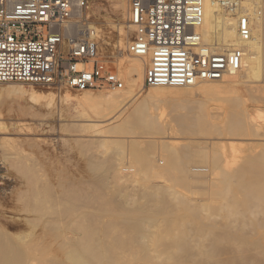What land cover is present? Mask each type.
Segmentation results:
<instances>
[{
  "label": "bare ground",
  "instance_id": "bare-ground-1",
  "mask_svg": "<svg viewBox=\"0 0 264 264\" xmlns=\"http://www.w3.org/2000/svg\"><path fill=\"white\" fill-rule=\"evenodd\" d=\"M249 9L255 20L253 27V37L250 41L246 42V41H242L239 36L238 28H237V20L231 15L225 13L220 7L214 4L212 0H205L204 23L200 29L204 43L208 45L218 44L228 49L234 47H243L246 51V55L243 60L244 66L241 69V71L233 75H230L229 77H227V79L225 78L223 81H219L215 83L213 82L214 84L225 82V80L229 82L230 80V82H233L236 85L237 81H240L241 79H246L245 81L249 80V82L250 81L254 82V80H259V79H263L264 81V0H252L249 5ZM120 10L122 17H126L127 15L126 1L122 3ZM260 11H262L261 13L262 15H259ZM127 27L128 29H126L123 26L118 28L117 41L121 49L127 48L126 45L127 40L130 39L129 30L133 29L131 26H129V24ZM82 28H84L83 25L76 27L73 31V34H78L80 29ZM104 45L105 44H103V46ZM117 49L120 50L119 48ZM118 66L120 73L124 74L120 76L121 77L125 76V81L127 84L126 89L113 90L110 93H104L101 95H95L92 92H83L82 97L80 98L77 97L76 99L73 100L70 99L72 97H70L69 95L64 94V97L66 98L67 101L74 102L77 105L76 107L78 109L87 113L86 117H89L91 120L93 118L106 119L109 116L107 115L108 113L105 114L107 111L111 110L110 112L111 114L113 112L112 110H114V112L115 109L118 111L119 110L118 108L126 104L125 102L127 100H129L128 102H130V100L133 98V100L135 101L136 99L135 97L140 96L139 94L145 88V63L143 62V60L129 55V57L128 56L123 57L118 63ZM245 81H242V83ZM249 82L247 81V83ZM203 84L206 83L198 84L195 87H190V88H201V90H203V92L205 93L208 92L220 93V91L222 90V88H220L219 85H203ZM232 84L230 85L228 84L227 89H232L231 86L234 87V85ZM239 84H241V81ZM239 84H237V86H240ZM166 88H170V87H163V88L155 87L154 89L163 90ZM178 89H184V88H178ZM223 89H226V87H223ZM222 92H226V90H223ZM53 96L54 95H51L52 98ZM259 99L260 97L258 98V100ZM233 100L232 99L229 100L230 102L228 104L230 105V107H232L233 110L236 111H234L235 114L232 113L233 111L230 112L229 114H232V116L227 117L229 118V120H227L228 123H224L227 125L226 129L229 130L226 133L227 134L230 133L229 134L230 136L236 135L237 137L239 136L242 137L244 133H246L247 135H251L252 133L249 131L254 132L253 129L256 128L254 126H256L258 122L256 123V125H253V123L255 122H252L254 121L252 119H251L252 121L249 122L248 121L249 117H247L246 115L247 113H245L242 110L243 105L240 102V100L238 101L237 99L236 102H235L236 99L234 101ZM138 106L139 107L135 109L136 110L135 114L138 121V122L135 121L136 122L135 125H137L138 123L139 125L141 124L140 127L143 125L142 127L145 128L144 130L149 129L150 127L155 129L154 127H156V125L153 124L155 120H153V118L151 119L149 114H146L148 113L146 112L147 108H143L144 107L143 105L142 107L140 105ZM133 116L134 118H136L135 115ZM198 116L196 115V117ZM154 118H157V116H154ZM149 119L151 121L153 120L152 121L153 123L150 122ZM205 119L207 120V118L201 116L197 119V122H195L193 125L189 124V126L187 127L188 129L185 128L186 130L189 131L188 134L192 132L195 134H201L202 136V134L208 135L212 133L213 129L215 130L213 132L214 134L220 131L219 130L220 126L219 127L213 126L212 125L213 123L210 124V122L206 121ZM251 122L253 126L251 125ZM129 124L128 127H130ZM144 124L146 126H144ZM214 127L219 128L218 129L219 131L216 132L217 129H215ZM117 128L116 129L113 128L114 130L113 129L111 130V132L115 133V135L116 133L120 134V132L122 134L123 131L126 130V129H122L121 131L120 130L121 128L120 129ZM133 128H131V130L130 128H128L129 130L127 129V132L128 131L133 132L132 130ZM152 128H150L151 131L153 130ZM105 130L104 132L102 130V132L100 133L104 134ZM150 130H148L147 133H149ZM258 130L259 129L255 130V132L258 133V134L256 133L257 135H259ZM139 131L141 132V129ZM158 131H162L161 127L160 130ZM127 132L124 131V133L127 134V136L134 134V132L133 133L131 132L130 134H128ZM107 133L109 132H106V134ZM217 135H220V133H218ZM252 136H254V134ZM118 141L119 140L115 141L117 142L116 148L118 149L114 148L115 145H113V143L112 145L114 149L119 151L118 152L119 154L120 152L124 151L122 152L123 153L122 156H120L122 159L120 161L121 162L120 165L117 163V161L120 159L115 160L117 163L116 166L119 165V169H117L118 166L117 168L114 167L113 169L112 168L113 164L110 168L109 166L106 165L107 163L105 161H103L105 162V164L104 163L100 164L102 161L100 163L98 162L96 163L95 160H93V162L90 160L92 163L91 162L89 163H91V168H92L91 170L93 174L95 172L97 173L100 172V175H102V177L98 176V179H96L97 177L94 178L93 176L96 175L97 173H95L94 175L91 173L90 177L91 175H93L92 177L97 180L95 182L91 181L92 178H89L88 176V178L91 180H87V181L93 183V186H89L90 189L91 187H93L91 190L88 189L89 187L86 188L88 185H90V183L87 184L86 181L83 180L84 176L79 175L83 177V179L81 177L79 178H81V181L82 180L85 181L86 184L84 185H86V187H84V185L82 184L84 182H81L80 179H78V181L75 180L77 179L78 176L77 177L74 176V179L68 178L67 180L66 179L65 180L60 179L58 181L56 180L57 182L56 184H53L54 183L53 181L48 180L47 177H45L46 180L44 181L42 180V184H41L40 181L41 179L44 178V175L42 174L43 175L42 178L41 173L39 175L37 174L39 167L37 168L36 164H38L39 162L36 160L38 163L35 162V164L33 165V168L35 167L34 169L27 168L29 169L30 173L31 170L32 173H36L35 175L33 174V176L31 175L32 176L30 177L31 181L28 180L29 182H31L30 187L32 185L31 197L29 198L32 211L31 210L29 211H31V213L34 212L33 214H35V216L33 217L35 218L33 220L30 219L31 223L33 222L32 223L33 225L31 224L33 227V231L31 230L32 232L30 234L31 243L29 242V244H27L30 245V249L28 248L27 250H29L30 252L33 251L32 253H34L35 255H39L40 253L39 251L42 250V252L44 253H42V255L37 257L58 264H134L132 262H136V261H142V263L144 264H186V263L196 264L200 262H205V263L214 262L212 261L213 259L218 260V261L215 260L216 264L217 263L218 264H256V263L264 264V151L263 152L261 150H260L261 152L257 151L258 152L257 153L258 157H257L256 153L255 156L253 152H251L250 150V152L253 155V159H250L248 157L249 161L246 163L245 160L246 158L243 156L244 158L243 160H245L246 166L242 167V164L240 165L241 163L240 161H242V163L244 162L242 159H240V154L235 149L229 150L226 147L220 146L222 147L220 149L221 152L219 151L220 153L217 151L218 153H216L215 155L213 151L212 152L213 158L206 159L209 154V153L207 154V151L206 153L204 152V150L200 152L198 151L197 153L192 148L194 153H192L191 151L190 154L189 153L190 151L187 150L188 148L186 147V145L185 146L182 145L184 149L181 150L182 147H180L181 149L178 148L179 150L178 151L175 148L168 147L167 144L166 146H163L164 148L162 147L163 150L162 153L160 151L161 148L159 149L160 151L159 159L162 158L161 161L163 162L161 166L157 164L158 163L157 161L160 160L156 159L157 157L156 154L158 153L157 152L158 150L157 151L155 150L157 153L156 152L154 153L153 152L154 149L151 148V146L150 148H148L149 145L146 148H148L151 151V153L148 149L145 150V148L144 149L142 148V150H140L141 146L139 145L140 146L139 147L136 144L137 142L135 143L134 141H133L134 143L131 141L133 144L131 146L132 148L131 151H129L131 154L130 156L129 154L127 155L128 158L130 159L127 158L126 160V158L123 157V155L124 156L126 155L125 153L126 150L124 149L125 144L123 145L122 141H121L122 143L120 142L118 143ZM110 142H108V145L110 144ZM115 142L114 144H116ZM105 144L107 145V143ZM102 147L105 149L104 144ZM107 147L108 146H106V149ZM109 147L112 146L109 145ZM188 147L190 148V146ZM203 147L206 148L205 146H202L201 149H203ZM180 150L182 151V153ZM250 152H248V154ZM149 153L150 154L153 153L156 155L155 160H153L154 159L152 157L153 154L150 155ZM183 153L187 155L186 158L189 161H186L185 160L186 158H183L185 157L183 156L185 155ZM248 154L246 155V157L248 156ZM242 155L243 153L241 154V156ZM131 158L133 161H131ZM113 159H115V156L113 157ZM106 160H107V156H106ZM207 160H213V161L209 163V161L207 162ZM134 164L139 165V167H141V169L143 170L140 172L138 171L139 167L138 169L136 168L137 171L140 172V174L142 173L144 174L145 176L144 182L148 178L154 180L155 179L162 180L165 177H167L165 178V180L169 179V181L167 180L169 182L168 183L169 187L168 188L164 187V189H162L163 187L162 188L160 187L161 189H159L156 188V186H154L155 188H153L154 189L153 190L152 189L153 186L150 187L151 184L145 186V184L142 183L143 181H141L142 180L141 178L138 179L137 181L139 182L140 180L141 181L140 183L144 184L146 188L148 187L147 188L148 192H139L138 194L134 192L136 195L135 194L132 195L130 194V192L129 193L125 192L127 190V187H125L124 183L120 184L121 179H119V177L124 175V172H129V171H131L132 173L134 172L135 174L136 169H134V167L131 166ZM238 165H239V169L237 168ZM89 168H90V164H89ZM236 168L238 170H236ZM113 170L117 171L118 174L120 175L118 176L116 174L118 177L117 179H119L117 180V182L120 183L117 184L115 179L114 180L115 182L114 181L113 182L116 183V185H118L117 187L115 185L116 189H114L115 188L114 187L111 193H104L103 191L105 190V188L103 185L105 183L104 181H106L104 180V176L107 178L109 173L112 172ZM132 176L134 177L136 176V174ZM128 177L129 175L126 177V179ZM112 178L110 179L113 180ZM128 181L129 183L131 182L130 180ZM207 181L208 182L217 181L218 183L217 184L218 186L216 184L214 185L213 184L214 182L209 183L210 188L211 185L215 186L214 188L215 190L213 189L214 186L211 188L214 190L215 194L214 192L213 193L211 192L212 194L207 193V195L208 196L210 195V198L211 195L212 196L214 195V197L212 198L224 202L223 204L220 202L221 205H223V207L219 205L220 203H218L217 205L215 203H214L215 205L213 204L216 207L219 205L218 208L219 209L222 208L221 210L212 206L211 202H210V206L207 205V202H206L207 206L205 205V203H203L204 205L201 203L202 204L201 206V204H199L200 202L198 203L195 202L197 206L196 205L193 206V204L195 203L190 205L189 202L192 201L190 200L191 198L189 199L187 198V196L179 195V192L175 191L174 190L175 188L174 187L172 188L170 185V183L171 184L174 183V185L178 183L180 184L179 186H182V188L183 187L186 188L188 194V189L190 190L191 188L195 187V190H197L196 189L197 187L202 188ZM80 182L82 185L80 184ZM105 184L108 185L107 183ZM106 185L105 187H107V189L111 186L110 185L108 187ZM102 186L104 189V190L101 189L102 192L104 194H108V196L110 194L109 197L105 195L102 197L103 194L101 195L98 194V190ZM177 186L178 185L176 184V187ZM217 187L218 189L216 191ZM146 188H144L143 190H145ZM149 188L152 191H149ZM185 188H183V192ZM203 189L204 190L208 189V187H203ZM195 190H191L189 194H191L192 192L194 193ZM201 190H199L198 188V191ZM204 190H202L201 192L203 193ZM129 191L132 190L129 189ZM200 193L197 192V194L201 196L202 194ZM197 194L195 193L196 198L198 196ZM204 194L206 195V193H203V195ZM169 196L172 199H168ZM239 196L241 197L239 198ZM121 197L123 198L119 200V198ZM175 200L177 201V203H179L178 206L181 207L180 209L178 208L180 212L181 209L183 208L182 213L179 212L180 214L176 210L177 208L174 209V207H171L172 202H174ZM28 203L29 202H27V204ZM95 205H97L96 208ZM170 207L172 208V210L171 209L169 210ZM91 208H93L94 210L92 209V211L91 210L87 211V209L89 210ZM201 208L203 211L201 210ZM175 212H177V214ZM203 212L206 213L203 214ZM220 213H221V217H223V221L225 219L224 221L225 224L220 222L218 219H216V223L214 221V225H211L213 224V222H209L211 224L209 223L207 224L208 221L207 219L214 218V216L215 218L218 217L221 219L220 215L218 216V214ZM215 214H217V216ZM106 218L109 219L107 220ZM215 218L213 220H215ZM42 220H44L43 225L41 223ZM205 220H207L206 223ZM226 220H230V222ZM232 220L234 223H232ZM217 221L220 222L219 223L220 225L218 224ZM28 222L30 224V221ZM226 222L229 223L226 224ZM4 223L7 222L4 221ZM4 223H2L1 225L4 226L3 225ZM40 223H41V227H40ZM17 237L9 234L6 230L2 229V227L0 228V264H30L31 262L30 255L26 252V250L22 251L20 250L21 248H19V244L21 242L20 239L23 240L25 238H21L23 237V235L19 237L20 239ZM25 243L26 242H24V245ZM37 252L39 253L37 254Z\"/></svg>",
  "mask_w": 264,
  "mask_h": 264
},
{
  "label": "rangeland",
  "instance_id": "rangeland-1",
  "mask_svg": "<svg viewBox=\"0 0 264 264\" xmlns=\"http://www.w3.org/2000/svg\"><path fill=\"white\" fill-rule=\"evenodd\" d=\"M90 1H91L90 2L91 10H90L89 15H90L91 24L95 25L98 28V30H100L99 31L100 34L103 35L102 39L105 38L103 40V44H105L103 46L105 59H106V61L111 63V66L114 69H116V71L119 73V76L124 75L123 73L122 74L120 73L118 63L120 62V60L123 57H126V56L129 57V55L127 52H125L126 49L120 48L118 41H117V39H118L117 35H118V28L119 27L123 26L126 29H128L127 26L129 24L128 16H129L130 1L129 0H90ZM124 1L127 2V15H126V17H122L121 10H120L121 5ZM132 31H133V29L129 30V38L130 39L133 36ZM106 33H108V34H106ZM130 39L127 40V44H128V41ZM117 48H119L120 50H118ZM121 50H124V51H121ZM120 78L123 81H125V76H122V77L120 76ZM245 80L246 79L240 80L242 85L239 84L240 81H237V83L235 85V83L230 82V80H229V82H227L225 80V82H221L218 84H214L215 82L203 84V85H219V87L222 88V90L220 89L221 90L220 93H214V92L205 93V92H203V90H201V88H189V89H186V88H184V89L166 88L163 90H161V89L156 90V89H154L155 87L154 88L145 87L142 90V92L139 94L140 96L135 97L136 98L135 101L133 100V98L130 100V102H128L129 100H127L125 102L127 105L124 104L122 107L118 108L119 109L118 111L116 109H115V112H114V110H112L113 112L111 114H110L111 110L107 111L105 114L108 113L107 115H109V116L106 119L105 118H103V119H101V118H98V119L95 118L94 119L93 118L92 120L89 117H86L87 113L78 109L76 107L77 105L74 102L67 101L66 98L64 97V94H66V95H69L70 97H72L70 99L73 100V99H76L77 97L78 98L82 97V93L72 91V90H68L66 88H54V87H48V86H43V85L0 84V218H1L0 219V226L2 227V229L6 230L9 234H11L15 237H17L19 235L17 238H19L23 235V237H21V238H25V239L21 240L19 238L21 241L19 244V248H21L20 250H22V251L26 250V252L30 255V259H31L30 264H40V263L41 264H53V263L58 264V263L49 262L48 260L46 261V259H42L40 257H37V256L42 255V253H44V252H42V250L39 251L40 253L37 252V254L39 253V255H35L34 253H32L33 252L32 250H31L32 252L27 250L28 248L30 249V245H27V244H29V242L31 243V240H30L31 235L30 234L33 231V227H32L33 222L31 223V220H33L35 218V217H33V216H35V214H33L34 212L31 213L32 208L30 206L29 198L31 197L32 185L30 187L31 182H29V181H31L30 177H32L33 174L35 175L36 173H32V170L30 173L29 169H34L35 167L33 168V165L35 164V162L36 163L39 162L38 164H36L37 168L39 167L37 174L38 175L40 173H41V175L43 174L44 178L47 177L48 180H51L54 182V183L52 182L53 184H56L57 183L56 180L58 181L60 179L61 180H65V179L67 180L68 178L74 179V176L75 177L78 176L77 179H75L77 181H78V179H80V181H81V178L83 179V177H81V176H84L83 180H85L87 184L90 183L87 181V180H91L89 178H92L91 181L95 182V181H97L96 179H98V176L102 177V175H100V172L99 173L95 172L99 175H97V174L94 175L95 173L93 174V172L91 170L92 169L91 163L93 162V160H95L96 163L97 162L100 163L102 161L100 164H103V163L105 164V162H106L107 163L106 165L109 166L110 168L113 164V166H112L113 169H114V167L117 168V166H118L117 169H119V165L121 163L120 161L122 160L120 156H122V154H123L122 152H124V151L120 152V154H119L118 153L119 151L116 150V149H118V148H116L117 142H115L117 140H119L118 143L123 142L122 144L123 145L125 144L124 149L126 150L125 151L126 155L125 156L123 155V157H125L126 160L128 158L127 155L129 154V156H130V154H131L129 151H131V149H132L131 146L133 145L132 142L134 141L135 143L137 142L136 144L138 146L139 145L141 146L140 150H142V148L143 149L145 148V150H146V149L150 148V146H151V148L154 149V150L152 149L154 153L158 150L157 151L158 153L156 152L157 157L153 153H152L153 154L152 157L154 158L153 160H155V157L157 160H160V161H157L158 162L157 164H159V165H161L163 163L161 161V159H162L161 156H160L161 159H159L160 151L162 153V151H163L162 147L166 146L167 144H168L167 145L168 147H172V148H175L177 150L180 147H182V149L181 148L180 149L183 150L184 148L182 145H184V146L186 145V147L188 148L187 150L190 151L189 152L190 154H191V151H192V153H194L193 150L196 151L197 153H198V151L200 152V151L204 150L205 153L207 151V154L208 153L209 154H208L206 159H212L213 158L212 152L214 151V154L216 155V153H218L222 147H226L229 150L235 149L237 152H239L240 159L243 160L244 159L243 156H244L246 158L245 160L247 163L249 161L248 157L250 159H253V155L251 152H253L254 155H255V153L257 155L258 152L264 151V129H263L264 128V121H263L264 120V81H263V79H259V80H254V82L250 81L251 82L250 83L249 80H247L249 82V83H247V81H245ZM242 81H245L246 83L245 82L242 83ZM125 83H126V81H125ZM228 84L234 85V87L231 86V88L233 90L227 89ZM237 84H239L240 86H237ZM125 85H126L125 86V89H126L127 84H125ZM223 87H226V89H223ZM235 87L237 88V90ZM229 88H230V86H229ZM223 90H226V92H222ZM111 91H113V90L105 89V90H100V91H94L92 93L95 95H101L104 93H110ZM51 95H54L53 98L51 97ZM259 97H260V99H259L260 101L258 100ZM231 99L232 100L236 99L235 102L237 101V99H238V101L240 100V102L243 105L242 110L245 113H247L246 115H247V117H249V119H248L249 122L254 120V121H252V122H255V123H253V125H256V123L258 122L257 123L258 127L256 125V126H254V127H256L254 129L255 130L259 129L258 132H259V135H261V136L257 135L258 133L255 132L254 129H253V131L255 133L252 131H249L252 134L247 135L246 133H244V135L246 134L245 136L243 135L244 137L243 136L240 137L239 135H238L239 137H237L236 135H235L236 136L235 137V136L231 135L234 140L229 135L230 133L229 134L226 133L229 130L226 129L227 125L224 123H228L227 120H229V118H227V117L232 116V114H229V113L233 111L232 113L235 114L234 111H236V110H233L232 107H230V105L228 104L230 102L229 100H231ZM132 100L134 103L132 102ZM141 100L144 102V104ZM131 103H133V104H131ZM231 103H232V101H231ZM138 105H140L141 107H142V105L143 106L145 105L146 107L144 106L143 108H147L146 109L147 111L146 110L145 111L148 112V113H146V112L145 113L149 114L150 118L151 119L153 118V120L156 121V124H155V121L153 123L152 122L153 120L151 121L149 119L150 122H152L154 125H156V127L159 126V127H157V129H156V127H154L155 129L150 127L153 129L152 130L153 132L150 130L149 127H148L149 129L144 130L145 128L142 127L143 125L140 127L141 124L139 125V123L137 125H135V123L138 122L136 114H135L136 113L135 109L137 107H139ZM228 105H229V107H228ZM133 115H135L136 118H134ZM196 115L197 116L201 115V116L207 118V120L206 119L205 120L210 122V124L213 123L212 124L213 126H216V127L220 126V129L214 127L215 129H217L216 132H218L220 130L218 132V133H220V135H217L218 133H216V132H215L216 134H214L213 133L215 131L214 129L212 130L213 132L208 134V135L202 134V136H201V134H195L192 132L191 133L193 134V136L191 133H189L190 134L189 135L188 134L189 131L186 130L185 128H187L189 126V124L193 125L195 122H197V119L199 117H201V116L196 117ZM154 116H157V118H154ZM184 116H185L186 120H185ZM178 118H180V119H178ZM182 118H184V119H182ZM193 119H194V121H193ZM129 120L130 121L132 120V121L130 122ZM186 121H187V124H186ZM252 122H251V125H252ZM126 123H127V126H126ZM128 124L130 125V127H128ZM222 124L225 126H223ZM131 126H133L134 128ZM137 126H138V128H137ZM144 126H146V125L144 124ZM117 127H119V128H117ZM127 127L130 128V130H131V128H133L132 130L135 134V135L131 134L133 137L131 135L127 136V134L124 133V131L127 132V129H128ZM160 127H161L162 131H158V130H160ZM113 128H115V129L121 128L120 129L121 131H122V129H126V130H124L122 134L120 132V134L116 133V135H115V133L111 132V130ZM140 129H141V132L139 131ZM102 130H103V132L105 130L104 134L100 133V132H102ZM148 130L151 131V132L149 131L150 134L147 133ZM154 131H157V132H154ZM106 132H109V133L106 134ZM131 132L132 131H128L127 133L130 134ZM183 133H184V135H183ZM186 134H188V135H186ZM211 134H213V135H211ZM253 134H254V136H252ZM255 134H256V137H255ZM105 141H107V142H105ZM113 141L116 144H114ZM108 142H110L109 145L112 147H109ZM105 143H107V145ZM112 143H113V145H115L114 148H116V149L113 148ZM103 144L105 145V149L102 147ZM148 145H149V147L146 148ZM175 145H177V146H175ZM99 146H101V147H99ZM106 146H108L107 149H106ZM188 146H190V148ZM202 146H205L206 148L203 147V149H201ZM220 146H222V147H220ZM214 147H215V149H214ZM110 148H112V149H110ZM192 148H193V150H192ZM159 149H160V151H159ZM217 149H219V150H217ZM113 150H116V151H113ZM145 150H143V151H145ZM185 150H186V148H185ZM250 150H251V152H250ZM254 150H256V151H254ZM88 151H89V153H88ZM102 151L104 152V154ZM248 152H250L251 154L250 153L248 154ZM150 153H151V151H150ZM181 153H182V151H181ZM242 153H243V155L241 156ZM115 154L117 155V158H116ZM152 154H150V155H152ZM183 154H185V153H183ZM247 154H248V156L246 157ZM249 155H251L252 158ZM260 155H261V153H260ZM34 156H36V157H34ZM106 156H107V160H106ZM114 156H115V159H113ZM183 156H185V157H183ZM183 156H182L183 158L187 157L186 154ZM92 157H93V159H92ZM257 157H258V155H257ZM196 158H197V156H196ZM118 159H120V160H118ZM128 159H130V158H128ZM115 160L119 161V162L117 161V163L119 165L116 166L117 163ZM185 160L189 161L187 158ZM245 160H243L244 163H242V161H240L241 162L240 165L242 164V167L246 166ZM103 161H105V162H103ZM131 161H133L132 158H131ZM208 161H209V163H211V161H213V160H207V162ZM89 162H91V163H89ZM52 163H53V165H52ZM59 164H60V166H59ZM89 164H90V168H89ZM75 165H76V167H75ZM136 165L134 164L131 166H133L134 169H136V168L138 169L139 165H137V166ZM27 168H29V169H27ZM65 168H67V169H65ZM68 168H70V169H68ZM237 168L239 169V165ZM237 168H236V170H238ZM137 169H136V171H137ZM114 171L115 170L110 172L109 175L107 176V178L104 176V180H106L104 182L107 183L108 185H106L104 183L103 186H104L105 190L103 189V186L98 190V194H100V195L103 194L102 197L104 195L109 197L110 194L108 196V194H104V193H111L113 188L115 187L116 183L118 184L120 182H121L120 184L124 183L125 187H127V190L125 192H128V193L130 192V194H132V195H134L135 193L138 194L139 192H148V189H147L148 187L146 188L145 186L150 185V184H151L150 187L153 186L152 189L155 188L154 186H156V188H159V189H161L162 187H163L162 189H164V187H167V188L169 187V184H168L169 179H167L168 181L165 180V178H167V177H165L162 180L161 179H155L154 180V179L148 178L150 180V182L148 179H147L148 181L145 180V182H144L145 176L143 173H142L143 175L140 174V172L143 171L141 169V167H139V169H138V171H140V172L135 171L136 176H134V177L132 175H135V174H134V172L132 173L131 171L124 172V175H122V176H120L117 171H115V173H114ZM91 173L94 176L91 175V177H90ZM56 174L58 177L56 176ZM116 174L118 176H120L119 177V179H121L120 182H117V180H119V179H117L118 177ZM43 175H42V178H43ZM79 175H81V176H79ZM126 175L127 176L129 175V177L127 179H126V177H127ZM88 176H89V178H88ZM92 176L94 178H96V177L97 178L94 179ZM79 177H81V178H79ZM85 177H87V178H85ZM40 178H41V176H40ZM44 178L41 179V181H40L41 184H42V180L43 181L46 180V178L45 179ZM110 178H112L113 180H111ZM141 178H142L141 181H143L142 183H144L145 186H144V184L140 183L141 182L140 180H139V182L137 181L138 179H141ZM83 180L81 182H84V183H82L84 185L86 183ZM107 180H108V182H107ZM114 180L116 181V183H114L115 182ZM128 180H130V181L132 180L130 182L131 186H130V183ZM81 182H80V184H81ZM212 182H214V181H212ZM212 182L207 181L203 185V187H208L210 192L208 191V189L204 190L203 187L202 188L197 187L196 188L197 190H195V187H194V188H191L190 190L188 189V194H187V190L185 187H183V188H185L184 189L185 193L183 192L182 186H179L180 184L176 183L179 186V187L177 186L179 191L177 190L176 184L174 185V183H172V184L170 183V185L172 188L173 187L175 188L174 189L175 191L179 192V195L187 196V198H189V199L191 198L190 200H192L193 202L190 201L189 202L190 205H192L195 202L196 203L200 202L199 204L205 203V205L207 202V205H209V206H210V202H211L212 206H214L215 204L217 205L220 202L223 204L224 202L216 200L215 198H212V197H214V195L213 196L211 195V198H210V195L209 196L207 195V193H209V194L211 192L213 193L215 190L214 185L218 184L217 181H215L216 183L214 182L213 183L214 185H211V188L214 186L213 187L214 190H213L209 187L210 186L209 183H212ZM105 185L108 187L111 185L109 187L110 189L109 188L107 189V187H105ZM161 185H163V186H161ZM89 186H93V183H90V185H88L87 187H86V185H84V187H86V188H88ZM117 186L118 185H116V187ZM143 186H144V188H146L145 190H143L144 189ZM116 187L114 189H116ZM92 188L93 187H91V189ZM198 188H199V190H201V189L204 190L203 193H206L207 196L205 194L203 195V193L201 192L202 190L198 191ZM88 189H90V187ZM101 189L104 190L103 191L104 193L102 192ZM129 189L132 191H129ZM210 189L213 191H211ZM217 189H218V187L216 188V191H217ZM191 190H195L194 193L192 192L193 194L192 193L189 194V192ZM149 191H152V190L149 188ZM197 192L198 193L201 192L200 194H202L201 195L202 197L200 195H198ZM195 193L198 195L197 198H196ZM214 194H215V192H214ZM189 195L192 197H190ZM199 196H200V198H199ZM240 197L241 196H239V198ZM122 198L123 197L119 198V200ZM209 198L211 199V201ZM168 199H172V198L169 196ZM27 202H29V203L27 204ZM196 203L193 204V206H195V205L197 206ZM221 203L219 205H221ZM178 204L179 203H177V201L175 200L174 202H172L171 207H174V209L177 208L176 210L179 213L180 211L178 210V208L180 209L181 207H179ZM202 204H201V206H202ZM97 205H95V208L97 207ZM218 206L217 207L214 206V207L218 208ZM221 206L223 207V205H221ZM171 207L169 208V210L170 209L172 210ZM92 209L93 208H91L89 210L87 209V211H90V210L92 211ZM182 209H181L180 213H182ZM221 209H219V210H221ZM29 210H31V211H29ZM201 210H202V208H201ZM175 213L177 214V212H175ZM205 213L203 212V214H205ZM215 215L217 216V214H215ZM219 215L221 217V213L218 214V216ZM4 218H5V220H4ZM214 218H215V216H214ZM214 218H210V219L213 220ZM106 219L108 220L109 218H106ZM210 219H207L208 221L205 220V223H206V221H207V224L209 222H213V224H211V223H209V224L214 225V221L216 223V219H218L220 222L225 224V222H224L225 219L223 221V217H221V219L216 217L215 220H213V221ZM230 220H226V221L230 222ZM4 221L7 223H4ZM28 221H30V224ZM43 221L44 220L41 221L42 225H43ZM8 222H9V224H8ZM220 222H218V224ZM229 222H226V224ZM2 223H4L3 224L4 226L1 225ZM41 223H40V227H41ZM232 223H234L233 220H232ZM29 227H30V229H29ZM23 241L26 242L25 245L27 247L24 245ZM18 242H19V240H18ZM215 260L218 261L217 259H213L212 261H214L215 263L214 262H210V263L200 262V263H196V264H201V263L202 264H212V263L216 264ZM132 263L144 264V263H142V261H136V262H132ZM186 264H194V263H186Z\"/></svg>",
  "mask_w": 264,
  "mask_h": 264
},
{
  "label": "built area",
  "instance_id": "built-area-1",
  "mask_svg": "<svg viewBox=\"0 0 264 264\" xmlns=\"http://www.w3.org/2000/svg\"><path fill=\"white\" fill-rule=\"evenodd\" d=\"M128 55L145 63V87L190 88L223 81L244 66L243 47L204 43L205 0H129ZM252 0H212L253 37ZM90 0H0V84L94 92L124 90L90 21ZM262 11L259 12V15ZM83 25L78 34L76 27Z\"/></svg>",
  "mask_w": 264,
  "mask_h": 264
}]
</instances>
